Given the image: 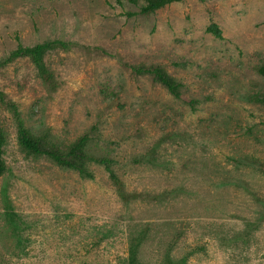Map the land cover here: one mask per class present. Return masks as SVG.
<instances>
[{"label": "rangeland", "instance_id": "374dc122", "mask_svg": "<svg viewBox=\"0 0 264 264\" xmlns=\"http://www.w3.org/2000/svg\"><path fill=\"white\" fill-rule=\"evenodd\" d=\"M42 43L40 67L11 57ZM21 131L62 153L85 137L141 198ZM0 136V264H121L134 238L139 264H264V0H0Z\"/></svg>", "mask_w": 264, "mask_h": 264}, {"label": "trees", "instance_id": "16d2710c", "mask_svg": "<svg viewBox=\"0 0 264 264\" xmlns=\"http://www.w3.org/2000/svg\"><path fill=\"white\" fill-rule=\"evenodd\" d=\"M179 0H127L128 3L133 5H138L139 14L148 15L151 14L166 5H169L173 2H177ZM116 4H120V0H114ZM140 3V4H139ZM208 31L211 32L215 37H220V31L216 28L215 25H211L208 27ZM51 47V43H42L36 44L32 47H18L14 52L11 53V57H29L31 61L37 65L41 66L40 60L43 53ZM147 73L154 76V79L158 81L163 87H165L170 94L173 95L175 99H178L177 95V85L171 80L168 76L162 73L158 69L147 70ZM1 136H0V156H1ZM19 143L23 149H25L28 153L45 156L49 158L52 162H54L57 166L70 169L76 172L81 177H90V172L87 170V162L91 159L95 164L103 167L105 172L107 173L108 179L116 190L118 197L122 200H130L134 198H141L142 194H129L125 193L124 185L117 177L115 172L111 169V166L105 162L104 158H89L84 151V147L86 145V138L81 137L76 142L67 147L66 152H60L54 146L46 143L41 138H32L25 131H21L19 133ZM3 171V164L0 158V175ZM138 195V196H137ZM125 198V199H124ZM143 199V198H142ZM144 199H148L151 201H157L158 198L155 196H151L149 194L144 193ZM138 239L134 238L130 240L127 256L124 262L121 264H139L137 258V244ZM166 262H170L168 259ZM171 264H177L175 262H171Z\"/></svg>", "mask_w": 264, "mask_h": 264}]
</instances>
